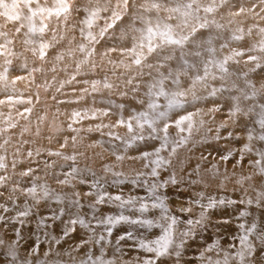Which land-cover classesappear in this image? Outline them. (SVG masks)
Returning a JSON list of instances; mask_svg holds the SVG:
<instances>
[{"label":"rangeland","instance_id":"rangeland-1","mask_svg":"<svg viewBox=\"0 0 264 264\" xmlns=\"http://www.w3.org/2000/svg\"><path fill=\"white\" fill-rule=\"evenodd\" d=\"M12 1L15 7H18L17 4L21 1L24 2V0ZM39 1H42L40 6L52 9V15L49 16L46 13L49 17L42 18L50 33L49 31L46 34L37 32L35 35L24 36L19 40L16 33L0 19V33H6L7 38L12 41L8 47L14 53L13 56L7 57L12 60L8 72L10 89L7 93L0 94V101H3L0 103V120L4 121L6 115L11 113L8 110L28 114L25 111L26 106L19 107L18 103L14 101L30 98L24 90L27 83L35 86V90L37 87L42 90V86L38 84L36 72L32 77H29L27 71L16 68V63L24 62L31 69L34 68L33 62L38 61L42 63L40 64L42 69L40 77L45 79L50 75L47 84L50 86L44 87L43 91L35 92V94L42 92L41 98L44 100V107L41 108L44 110V114L41 111L40 115L44 117L45 125L40 129L36 125L33 127L36 132L33 133L27 129L29 118L22 119L20 126L16 128L17 136L15 125L8 127L6 129L7 137L1 135L0 143L8 146L11 143L12 146L6 148L0 146V154L6 157L7 164L11 163L12 165L15 162V171L9 170L13 169L11 165H8L9 169L7 168V175L11 177V185L19 184L20 188L27 189L33 183L37 186L46 183L49 196H43L38 190L36 197L33 198L18 190L14 194V201H10L7 199L9 190L0 188V192L3 193L0 196V204H5L12 209L8 213H2L0 210V214L13 217L20 211L29 213L26 217L21 218L24 220L23 225L13 222L6 226L0 222V240L4 242V246H0V264H11L10 248H15L16 255L21 261L22 257L27 258L30 255L34 247L38 248V252L32 256L42 258L44 264H80V262L64 256L69 257V254H74V252L82 256L85 253L80 248L85 247L86 244H90L91 250H95L94 241L101 235L106 239L99 246L113 247L114 256L129 261L130 264H142L145 259H156L153 253L139 249L134 240L120 241L119 250H117L116 241L122 233L127 231H132L134 236L144 237L147 240L157 238L162 234L161 227L165 225L160 219V210L150 209L144 216L153 219L161 226H154L146 230L140 226L121 223L115 225L112 235L108 236L106 226L97 222L107 215L118 214L120 210L113 203L95 205L96 190L90 187L92 183L99 182L102 186L101 191H107L112 195L122 194L125 198L136 196L144 202L150 203L148 198L151 193L148 189L152 182L138 185L134 181L138 179L139 174H135L136 172L132 171L131 166L121 161L116 169L111 172L104 171L102 174L97 168V164L105 166L115 161L116 156L112 157L116 150L121 151L117 154L125 156L124 160H130L133 159L132 157L141 156L144 152H152L160 146L159 139H145L127 146L125 142H121L115 137L128 139L132 135L126 125L118 126L119 120L131 122L135 128L134 117L141 112H147L149 116L154 114L147 107L150 100H154L159 105V110L165 109L167 99L164 96L150 97L148 95L150 85L159 87L162 82L163 88L169 95L172 93L184 94L180 97L184 107L172 110L166 121L158 122V127L162 128L167 122L170 138L178 139L181 136H187V130L181 132L175 122L189 113H198L194 120L199 123L202 119L204 125L198 132H193V140L201 141L203 137H208L206 143H189L187 148L181 152L182 154L178 156L177 161L181 159L183 162L184 157L188 153H192L195 145H198L195 150L198 155L185 162L179 173H176L175 168L171 170L170 174L164 178L165 180L173 172L178 179L180 177L187 178L189 173L192 174L191 169L196 168L198 164L201 167L200 170L203 171H209L212 165H216L217 175H223L224 172L221 168H225L231 159L223 160L221 163L213 162L216 159L214 155L217 153L218 158H221V155L229 152L242 153L245 145H249L252 151L243 153L244 158L239 162V168L251 171V174L254 173L257 168L252 169V163L260 159L257 153L264 151V141L257 139L258 135L264 132L259 125V120L264 115V0H228V7L222 10L220 4L216 5L215 0H67L70 11L61 13L59 17L55 15L57 0ZM205 5L212 7L211 10L209 11L207 7L204 8ZM94 11H97V16L93 18L92 27L88 28L83 21L89 19L91 12ZM178 12L186 14L178 18ZM38 18L41 17L37 15L35 19L38 20ZM39 23L41 24V22ZM40 24L37 28L41 27ZM165 25L171 26L174 38H186L182 45L169 44L159 35ZM202 25L206 26L201 27ZM149 28L156 33L150 42L146 38ZM89 31L95 37V42L88 39ZM53 36H55L54 46H49L43 60L39 56H33L30 48L27 50L25 48L30 45L24 43L27 37L31 40L33 38L39 40L42 37L44 42H52ZM3 42L4 38L0 37V43ZM149 43L154 53H149ZM142 44L143 48H141ZM80 45H84L86 50L92 51V55L87 56L81 52ZM152 45H157V48ZM133 49L135 52L132 51ZM141 52L144 58L140 56L141 63L137 64L135 62L136 54ZM0 53H3V49H0ZM58 55L63 57L59 61L56 59ZM45 65L48 68L46 71ZM220 65H223L226 71L222 70ZM140 66L141 69L138 72ZM5 67V54H0V72ZM142 67H145L143 72ZM17 76L25 77V79L16 80ZM73 76H75V80L71 83H64ZM142 79L147 85L137 87ZM234 79L235 81H233ZM12 81L15 83L12 84ZM94 81L101 82L95 92L92 90ZM127 81H132L136 85L128 90L132 94L127 96L126 93L121 99L115 100L110 87L103 86L105 82L113 85ZM16 87L19 88L18 94L14 93ZM213 89L218 90L215 96L211 95ZM89 93L92 94V99L88 98ZM84 94L88 96L84 97ZM9 97L13 102H9ZM37 98L40 100V97ZM237 104L240 111L235 116H230ZM120 105H123V109L119 107ZM213 108L219 110L212 112ZM74 111L81 114L87 111L89 116L94 113L96 118H76L74 122ZM104 112H107L108 115H102ZM97 125L102 126L99 131L95 130ZM221 125L224 127L221 128ZM89 128L93 131H88ZM218 128L219 133L223 134L220 133V139H213L217 136ZM9 129L13 130L14 135L13 132L12 135L8 134ZM71 129H79V132ZM111 129H116V131L112 133ZM249 131L253 136L251 141L248 139ZM149 132L150 129L145 125L143 134L147 137ZM229 133H231V137H229ZM46 134L47 137H45ZM73 138H75V142ZM21 140L31 143L30 151L33 153L31 157L25 156L24 150L20 146ZM70 142H72L71 145ZM34 143H36L35 147L32 146ZM13 147H17L19 151L16 149L13 151ZM41 147L49 148V150H44L43 153L39 151V155H36V150ZM179 150L178 152H180ZM210 150L216 153L211 155ZM57 151L63 156H77V159L66 161L62 156L49 155V152ZM169 151L170 146L161 151L160 155L167 158ZM13 155H15V160H10L9 156ZM206 156L207 158H205ZM154 158H141L137 160L136 164H140L142 170L151 168L153 165L150 161ZM202 158L204 162L207 159L208 166L205 163L202 164ZM174 163L175 157L171 161V164ZM261 163L264 165V161ZM46 165L50 167H46ZM72 167L79 169L76 178L68 184H60L59 181L66 178L65 174L70 173ZM185 167L187 171H185ZM28 169H32L30 176L13 179L17 173ZM117 172L121 173L119 177L115 175ZM148 176L152 177L150 171ZM32 177L38 179L32 180ZM80 179L87 183H80ZM169 186L171 185L167 187ZM179 189L181 188H173L171 194L167 192L166 187L158 189V192L166 196L165 202L169 213L172 211L181 213V217L176 219L177 222L172 229L176 242L179 243L180 236V234L178 237L175 236L177 231L183 228L188 232L191 228V235L184 238L179 264H207V262L203 263L201 253H204L205 258L211 257L214 261L221 260L222 254L220 256L215 247L211 252L206 251L209 245L215 243L209 239L214 238L215 241H218L221 235H216L217 230L215 231L213 227H209L205 223L188 225V220L200 221V219H194V215L187 218L186 215L190 212L181 210L190 209L193 193L190 190H184L181 193ZM223 189L226 190L225 186ZM173 193H178V197ZM215 193L221 195L219 191ZM82 194L85 198L82 197ZM224 196L226 197V195ZM76 200H79L78 205ZM201 204L203 210L202 206L205 204ZM197 208L200 209V207ZM214 210L216 214L221 213L219 207ZM216 214L217 221L227 219L224 216L218 217ZM139 215V213H130L133 218ZM77 216L90 224L91 231L78 223L75 226L69 224L70 219H75ZM44 217L49 218L45 220L47 226L39 227L38 222ZM51 217H55V219H51ZM66 225L74 228L68 236L63 234ZM17 230L20 233L19 237L15 235ZM93 232L95 233L94 237ZM90 238L92 242L83 243ZM18 240L19 245L17 246ZM105 251L108 252V250ZM46 253L47 255H45ZM159 260H166L168 264H176L174 254L171 257L157 259V264H159Z\"/></svg>","mask_w":264,"mask_h":264},{"label":"snow or ice","instance_id":"snow-or-ice-1","mask_svg":"<svg viewBox=\"0 0 264 264\" xmlns=\"http://www.w3.org/2000/svg\"><path fill=\"white\" fill-rule=\"evenodd\" d=\"M27 2L32 5L34 3V0H27ZM209 11L211 9H208ZM70 11V6L67 3V0H57V4L55 7V15L57 17H59L61 15V13H68ZM86 11H88L86 9ZM98 11V10H97ZM97 11L91 12L90 14V18L86 19L85 21H83V23H85L88 28L92 27V23H93V18H95L97 16ZM44 13H48V15H52V9L51 8H46V7H42L40 6L39 3L35 4V7L32 9V17L31 19V23L29 24L28 28H27V32L25 33V35L28 34H32L35 35L37 32L43 34L46 30V28L48 27L46 24H44L43 26L37 28L35 23H34V18L37 17V15H40L42 18L44 17ZM206 25H202L201 27H204ZM23 27V26H21ZM103 31V30H102ZM17 32H20V28L17 29ZM156 33L153 31V29L149 28L148 29V36L146 37L149 42L151 41L153 35H155ZM82 35H83V30H82ZM88 35V39L91 42H95V37L93 36V34L91 33V31H89L87 33ZM159 35L166 39V41L169 44H176V45H182L184 42V39L186 38H182V39H176L173 37L172 35V30H171V26L169 25H165L164 30H161L159 32ZM0 37L4 38V42L0 43V49H3V53L0 54H5V65L6 67L4 68V70L2 72H0V83H3L4 87L7 88L9 86V81H8V72L10 70V67L12 65V60L8 59L7 57L9 56H13L14 53L12 52V50L8 47V45L12 44V41L10 39L7 38V34L6 33H0ZM55 42V36H53L52 42H44L43 39H41V42L39 44V48H38V55L39 57L43 60L46 56V50L49 48V46H54ZM25 44H31L34 43L33 40L31 39H26L24 41ZM143 44L141 45V48H143ZM80 51L83 52L85 55L90 56L92 55V51L90 50H86V47L84 45H80ZM133 52H135V49L132 50ZM148 51L152 52L153 48L151 47V44L149 43L148 46ZM142 55V53H137L136 56V60L135 62L137 64L141 63V59L140 56ZM63 57L61 55H58L56 57V59L59 61L61 60ZM222 70H225L223 68V65H220ZM20 70L23 71H27L28 72V76L32 77L33 73L36 71H42V69H36V68H31L29 69L27 64L24 63L22 65H20ZM54 70V69H53ZM20 79H25V77H21V76H17L16 80H20ZM200 79V78H198ZM73 80H75V76L71 77L70 80L64 82V83H71ZM12 84L15 83V81L11 82ZM100 81H94L92 82V90L95 92L96 90H98V85H100ZM50 85H47V83L45 84V87H48ZM104 87L108 88L111 87L110 84H108L107 82L104 83L103 85ZM61 87H63V84H61ZM217 89H213L211 92L212 96H215L217 93ZM148 95L150 97H154V96H164L167 99V104L165 106L164 110H159V105L157 103H155L154 100H150L148 103V108L150 110L153 111V115L149 116V114L147 112H141L138 116L134 117L133 119L136 120V126L134 128L133 124L131 122L128 121H124L123 119L118 121V126L119 125H126L129 132L132 133V135L130 137H128V139L125 141V144L127 146H130L132 143L136 142V141H143L145 139H152V140H156L159 139L161 141V144L158 148H156L154 151L152 152H144L141 154V156L138 157H132L135 159H148L149 157H155L154 159H152L150 161V163L153 165L151 167V172L150 175L154 178H157L156 181L152 182L149 184V192L151 193L150 197L148 198L151 202H144L143 200H141L139 197L136 196H128L127 198H125L122 194H115L112 195L107 191H101V184L99 182H95L92 183L90 185V187L94 190H96V194H97V199L95 201V205H102L105 203H113L116 205V207L120 210L118 212V214L115 215H107L106 217H104L103 219L98 220V224H102L106 226V232L108 234V236L112 235V231H113V227L115 225L118 224H128V225H134V226H140L147 229H150L154 226H161L159 224H157L153 219L150 218H146L144 216V214L148 213L150 209H159L161 212V216L160 219L162 221L166 222V226H163L162 228V234L159 235L157 238L152 239V240H147L144 237H136L134 236L132 231H127L125 233H122L117 241H116V245H117V250H119V244L120 241H124V240H134L136 241V245L138 246L139 249L148 252V253H153L154 257L156 259H145L143 260L142 264H157V259L161 258V257H171L173 254L176 257V264H179V259L181 257V249L183 247L184 244V238L188 237L191 235V228L189 229L188 232H184L182 234H180L179 236V243L176 242V239H174L173 236V226L176 224L177 220L175 216L170 215L169 210L167 208L166 205V196L160 192H158V189L161 188H165L168 185H178L179 183H181L184 180V177H180L179 179L177 178L175 172H173L168 179L164 180V181H160L159 178V171L160 169H164L170 166L172 158L175 157L178 153V150L181 148H187L189 143L192 144H196V143H206L208 141V137L205 136L201 139V141H194L193 140V132L196 131L198 132L199 129L201 127H203L204 125V121L201 119L199 121V123H197L194 120V117H196L198 115V113H189L187 115H184L182 117H180V119H178L175 124L176 127L180 129L181 132L187 130L188 135L187 136H181L178 139H174V138H170L168 135V124L167 122L164 123L162 128L158 127V122L160 121H166L167 117L169 115V113L177 108H183L184 107V103L183 101L180 99L181 96H183V93H172L171 95L168 94L167 91H165V89L162 86V82H160V86L158 87L157 85H150V90ZM9 102H13L12 98L9 97ZM15 103H31V100L28 101H24L22 99H17L16 101H14ZM72 102V101H69ZM0 103H3V101H0ZM121 109H123V105L119 106ZM235 110L232 111L230 113V116H235L237 114V112L240 111L239 109V105H235L234 106ZM218 108H213L211 109L212 112H216L218 111ZM26 112L30 113L31 112V108L25 109ZM20 115H23L22 113ZM102 115H108L107 112L102 113ZM76 118L79 119H84V118H96V115L93 113L91 115V117H89V114L87 113V111H85L83 114H81L78 111H74L73 112V119L74 122L76 120ZM43 119V118H41ZM145 125H147L148 129H150V132L148 133L147 137L143 134V130L145 128ZM259 125H260V129L264 130V115L261 116V119L259 120ZM12 127H14V125H11ZM71 128V125L69 126ZM102 126L101 125H97L96 126V131H99L100 128ZM107 127H112V126H107ZM221 128L224 127V125L220 126ZM75 132H79V129H71ZM88 131H93V129L89 128ZM162 133V134H161ZM219 128L217 129V136L214 137L213 139H220L219 137ZM111 135V133H110ZM229 137H231V133H229ZM115 139H120L119 136H116ZM248 139L249 141H251L253 139V136L251 135V131H249V135H248ZM257 139L259 141H264V132H262V134L258 135ZM74 142H75V138H73ZM66 143V142H65ZM94 146V145H93ZM170 146V151H169V156L166 157H162L160 155L161 151L169 148ZM39 149L36 150V155H39ZM252 151L251 147L249 145H245L242 153H241V161L243 160L244 156L243 153L244 152H249ZM114 155H116V159L117 161H123L125 159V156L122 155H117L116 153H113ZM33 155V153L31 151L28 152V156L31 157ZM49 155H55L58 157H61L64 160H72L75 161L77 159V156H63L62 153L60 152H49ZM232 153L229 152L227 154H225L224 156L221 157L222 160L227 161L228 159H230ZM257 155H259L260 159L256 160L252 163V166L257 168L260 175L262 177H264V165H262V161H264V151H259L257 153ZM203 159V158H202ZM183 163V162H181ZM239 163V162H238ZM146 167L148 165H145ZM13 169L15 168V162H13L12 164ZM46 167H50L48 165H46ZM7 168H8V164L6 163V157L3 155H0V173H4V174H0V188H4V189H8L9 190V195L7 197L8 200L10 201H14V194L19 190L22 194H26L28 196H31L33 198L36 197L38 190L43 194V196L47 197L49 196V191H48V187L47 184H41L39 186H37L35 183H33V185L31 187H28L27 189H22L20 188L19 184L16 185H11V177L9 175H7ZM105 171L107 172H111L112 171V167L109 165L105 166ZM195 172V174L197 176H200V165L198 164L196 166V168L193 170ZM79 172V169L76 167H72L71 172L70 173H66V178L63 180H60L59 183L60 184H68L70 183V181L72 179L76 178L77 173ZM209 172L212 173L213 177H215L218 173H217V166L216 165H212V168L209 169ZM32 174V169H28L27 171L21 172L20 176L24 177V176H30ZM115 175L117 177H119L121 175V173L117 172L115 173ZM189 175H191V173H189ZM252 177L248 176V177H240L237 180V183L240 184L241 186H243V183L245 180H250ZM38 179V178H36ZM224 179H228L227 176L224 177ZM80 183H87V181L80 179L79 181ZM137 182V181H134ZM198 181H190V183H197ZM91 194V193H89ZM3 193L0 192V196H2ZM74 195H78V194H74ZM76 204H79V200L75 201ZM235 203V201H224V200H216L213 198H209V201L206 205H203V210L201 213V220L200 221H193V220H188L187 223L188 225H193L194 223L199 224V223H204V213L207 210H212V209H216L217 207H219L220 205H225V204H233ZM242 203H246L248 205H252L254 203V201L252 199H246L244 201H242ZM255 204L257 208H264V191L260 192L258 194V196L255 199ZM138 205V206H137ZM0 210H2V213H8L9 211H11L12 209L9 208L8 206H6L5 204H0ZM182 211H190V209H181ZM129 212V213H139L140 215L137 216L136 218H133V216L130 215H126L125 212ZM29 213L27 211H20L18 212V214L16 216L13 217H7L4 214H0V222H3L6 226L9 223H13V222H18L21 225L24 224V220H22V217H26ZM241 215H247V213H241ZM262 216H264V213H262ZM49 219L48 217H44L41 218V220L38 222V226L39 227H45L47 226L45 224V220ZM51 219H55V217H51ZM168 221H170V223H167ZM80 224L81 226L85 227V228H89V230L91 231L90 228V224L86 223V221L82 218H79V216H77V218L75 219H70L69 224L72 226H75L76 224ZM224 223H227V221H224ZM262 223H264V220H262ZM240 227H244V225H241ZM74 230L73 227H68L67 225L64 228V236H68L72 231ZM15 235L17 237L20 236L19 230H17L15 232ZM95 236V233L93 232V237ZM250 236H254V239H250ZM105 236L101 235L99 236V239H96L94 242L99 244L102 241H105ZM258 241V244L256 243ZM92 242L91 238L90 240H86L83 241V243H89ZM17 246L19 245V240L16 242ZM57 243H59V241H57ZM239 249L235 251V253L233 255H229L227 252H225L224 255V260H213L211 257H204V253H201V259L204 260L206 259L207 264H228L229 259H234L237 261V264H253V261L255 259V254L257 253V249L259 248L261 250V254H264V229H257V225L255 222H253L251 224L250 227H248L245 231V233L239 238ZM0 246H4V242L3 240H0ZM79 247V246H78ZM213 247H215L217 249V251H220L219 249V245H218V241L216 242L215 245H209L206 249V251L211 252L213 250ZM103 251V248H102ZM38 252V248L34 247L30 253V255H35ZM47 255V253L45 254ZM9 256H10V261L11 264H32L31 260L25 259L23 261H19V258L16 255V250L15 248H10L9 249ZM87 258L85 260H82L80 262V264H114V262L112 260H104L100 257H96L93 258L91 251L89 253L86 254ZM159 264H168V261L166 260H159ZM256 264H259V262H256Z\"/></svg>","mask_w":264,"mask_h":264},{"label":"bare ground","instance_id":"bare-ground-1","mask_svg":"<svg viewBox=\"0 0 264 264\" xmlns=\"http://www.w3.org/2000/svg\"><path fill=\"white\" fill-rule=\"evenodd\" d=\"M216 1V5L220 4V8L221 10L223 8L228 7L229 5V1L228 0H215ZM39 3L41 4L42 1L39 0H34V3L32 5H30L27 0H24V2H20L18 3V7H15V5L13 4L12 0H0V19L2 20V22L5 23V25L7 27H9L10 29H12L15 33L16 36L19 40H21L24 36H30L31 34L25 35V33L27 32V28L29 26V24L31 23V17H32V9L35 7V4ZM208 8L211 9L212 7H210L209 5H205L204 8ZM178 18L183 17L186 13L184 12H178ZM187 16V15H186ZM38 17H41L40 15H38ZM49 16L46 15V13H44V17L43 18H48ZM41 22V24L39 23ZM34 23L36 25V27L38 26V24H40L41 26L44 25L45 21H42V17L38 20H36L34 18ZM23 26V27H21ZM20 28V32H17V29ZM47 31L50 30H45V34L48 33ZM51 32H54L51 30ZM65 35V33H64ZM28 39V37L26 38ZM41 39H43L42 37L39 38V40H35L33 38L34 43H31L29 46H26V50L30 48V52L31 54H33V56H39L38 55V48H39V44L41 42ZM44 41V40H43ZM24 46V45H23ZM153 47L157 48V45H152ZM24 48V49H25ZM142 53V52H141ZM151 53V52H149ZM154 53V52H152ZM157 53L155 52V55ZM141 57H143V53L141 55ZM144 58V57H143ZM145 62V60H143ZM24 64V62H17L16 63V68H19L20 70V65ZM40 64H42L41 62L38 61H34L33 65L34 68L36 69H41L40 68ZM29 67H31L30 64H28ZM141 66L138 68V72H140ZM145 67H142V72L144 71ZM48 70L47 65H45V71ZM41 72L42 71H36L37 74V78H38V84H40L42 86V90H39L38 87L36 88V90L34 89L35 86H31L29 83H27V86H24V90L25 92L29 95V99L24 100V101H28L31 100V103H18V106H26L27 109L31 108V112L26 114V113H22L21 111H13V110H8L11 111V113L7 114L5 117L4 121L0 120V141H2V136L3 137H7V133H6V129L8 127H12L11 125H15V133L16 136L18 135V132L16 130L17 127L20 126V122L22 119H26L29 118V122H28V127L27 129H30V131H32L33 133L36 132V130L33 128L36 125L38 126V128L40 129V127H44L45 123H44V117L42 115H40V112L42 111V113L44 114V110L41 107H44V100L43 98H41L42 96V92H39L37 94H35L36 91H43V88L45 87V84L49 82V77L50 75H48L45 79H42L41 76ZM124 78V77H122ZM238 80V79H237ZM143 81V79H142ZM140 82V85L137 87H141V86H146V82ZM235 81V79L233 80ZM34 82V81H33ZM35 83V82H34ZM236 84V83H234ZM134 85H136V83L132 82V81H127L124 83H117V84H113L111 85L110 89L112 90V92L114 93V98L116 99H121L122 96H125V94L127 93V96H129L132 93H129L128 90L131 89ZM10 89V86H8L7 88L4 87L3 83H0V94L3 93H7V91ZM22 89V88H20ZM19 92V88L16 87V90L14 89V93L18 94ZM91 95V96H90ZM88 95L84 94V97H87ZM34 97H36L34 99ZM40 97V100L37 98ZM89 99H92V94L89 93ZM124 105H128L126 103H122ZM23 115H20V114ZM39 113V114H38ZM57 114V113H56ZM28 115V117H27ZM91 117V116H89ZM43 118V119H41ZM120 126V125H119ZM123 126V125H121ZM5 127V128H4ZM24 128V126H23ZM10 132L8 133L9 135H12L13 130L11 131V129H9ZM112 133H114L116 131V129H111ZM221 133V132H220ZM220 133L219 136H220ZM223 134V133H221ZM2 135V136H1ZM14 135V132H13ZM48 135L46 134L45 137H47ZM198 138V137H197ZM196 138V139H197ZM127 139L126 138H122L120 137V141L121 142H125ZM6 143V142H5ZM38 144H41L40 142H37ZM72 144V142H70V145ZM0 146L3 148L6 147H10L12 146L11 143H9L8 145H5L3 143H0ZM14 146V143H13ZM20 146H22V149L24 150L25 156H28V152L30 151L31 147V143L27 142V141H22L20 142ZM32 146H36V143H34ZM198 145H195L192 149V153H188L185 157H184V161L183 163H181V159H179L177 161V159L179 158L178 156L180 154H182L181 152L185 149L182 148L180 149L177 153V155L175 156V163L171 164L172 168H164V169H160L158 170L160 175H159V180H165L164 178L166 177V175L170 174L171 170H173L175 168L176 173H179L181 166L184 167L185 162H188V160H190L191 158H195L197 151ZM105 147V146H104ZM107 148V147H105ZM19 151V149L17 147H13V151ZM41 153H43L42 151H48L49 148H44L41 147L39 148ZM114 149H116V147H114ZM53 150V149H52ZM217 152V149H215ZM34 151V148H33ZM54 151V150H53ZM121 152V151H120ZM118 152V150H116L114 153H120ZM211 155L216 153L213 150H210ZM128 153V152H127ZM227 154V153H225ZM225 154L221 155L224 156ZM3 155V154H0ZM118 155V154H117ZM116 155H113L112 158H114ZM214 156H216V159H214L213 162H219L221 163L223 160L221 158H218V154L216 153ZM10 160H15V155L13 156H9ZM211 158V156H209ZM207 158V156L205 157ZM231 161H228L226 167H222L221 170L224 172L223 175H216L215 177H213L212 173L209 171H203L200 170V176H197L194 173V169L192 170V174L189 176L187 175V178H184V180L179 183L178 185H171L167 188V192H169L170 194L172 193L171 190L176 189L177 187H180L181 189H179V192L183 193L184 190H190L193 193V198L191 200L192 203H190L191 207H190V213L188 215H186V217L188 218L190 215H194L193 218H199L201 220V213H202V209H201V203H204L205 205L208 203L209 198H213L216 200H223L222 198H226L224 200L230 199L231 201H235V203L233 204H225V205H220L219 209L220 212L219 214H216L215 210H207L204 213V220H205V224H207L209 227H213V229L216 231L217 233L216 235L220 234L221 238L218 240V245H219V253L221 256V261L224 260V255L225 252H227L230 256L233 255L235 253L236 250L239 249L240 245H239V238L245 233L246 229L248 227L251 226V224L253 222L256 223L257 225V229H264V223H262V220H264V216H262V213H264V208H257L256 204H255V199L258 196V194L262 191H264V177H262L258 171V169H256V171L254 173L251 174V171H245L242 168H239V163L241 161V152L237 153L235 152V154L232 152V155L230 157ZM138 159H130V160H123L121 161L122 163H126L129 166L132 167V171H135V174H139L138 179L136 180L138 185H143L144 182H154L157 180V178L154 177H150L148 176L149 171L151 172V168H146L144 170H142L140 167V164H136L138 161ZM207 159L206 162H204V159L202 160V164H207ZM217 163V164H219ZM8 165H11V163H9ZM108 165V164H106ZM105 165V166H106ZM12 166V165H11ZM105 166L101 165V164H97V168L99 169L100 173L102 174L105 171ZM109 166L112 167V170L116 169L117 166H119V161H117V159H115V161H113L112 163H109ZM9 169V168H8ZM185 171H187L186 167L184 168ZM201 169V167H200ZM252 169H255V167H253ZM9 170H13L14 169H9ZM227 176L228 179H224V177ZM240 176L243 177H248L251 176L252 178L250 180H245L243 183V186H241L240 184L237 183L238 178H240ZM18 179L21 178L20 173H17L16 175L13 176V179ZM30 178V177H29ZM32 180H36L34 177L31 178ZM155 179V180H154ZM198 181L197 183H190V181ZM231 180V181H230ZM225 186L226 190L223 189V187ZM172 187V188H171ZM182 190V191H181ZM219 191V193L221 195L216 194L215 192ZM189 193V192H187ZM174 195L176 193H173ZM226 195V197L224 196ZM176 196L178 197V193L176 194ZM82 197H84V195L82 194ZM246 199H252L254 201V203L252 205H248L246 203H242V201L246 200ZM12 205V204H11ZM13 206V205H12ZM14 207V206H13ZM197 207H200V209H198ZM218 208V207H217ZM128 215H130L129 212H125ZM241 213H247V215H241ZM148 213H146L147 215ZM215 214L218 215V217L220 216H224L226 220L223 221H217ZM170 215L175 216L176 219L181 217V213L179 212H175L172 211L170 212ZM224 221H227V223H224ZM164 222V226H166V222ZM170 223V221H168ZM241 225H244V227H240ZM161 227V231H162ZM186 232L185 230L180 229V231H177L175 233V236L178 237L179 234H182ZM161 235V234H160ZM98 239V238H97ZM250 239H254V236H250ZM210 241H212L213 243L217 242L215 241V239H209ZM214 243V244H215ZM258 244V241L256 242ZM100 244V243H99ZM99 244L95 243V250H91V245L90 244H86L85 247L80 248V250H82L85 254H83L82 256L79 255V253L74 252V254H69L70 256H64L66 258H70L73 261L76 262H81L82 260H85L87 258L86 254L89 253L91 251V254L93 256V258L96 257H100L104 260H112L114 262V264H130L129 261H125L122 258L116 257L114 256V248H108V247H102L99 246ZM213 244V245H214ZM103 248V251H102ZM105 250H108L105 251ZM105 253H107L105 255ZM78 258V259H77ZM31 260V262H34L32 264H44V260L42 258H38V257H33L32 255H29L27 258L22 257V260ZM206 259L203 260V263H206ZM256 262H259V264H264V254H261V250L258 248L257 249V253L255 254V259L253 261V264H256ZM228 264H237V261L234 259H229Z\"/></svg>","mask_w":264,"mask_h":264}]
</instances>
